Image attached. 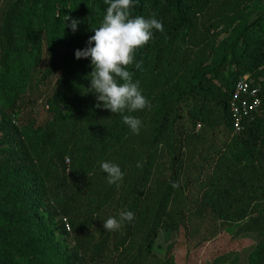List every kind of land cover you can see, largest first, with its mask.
I'll use <instances>...</instances> for the list:
<instances>
[{"label":"trees","instance_id":"trees-1","mask_svg":"<svg viewBox=\"0 0 264 264\" xmlns=\"http://www.w3.org/2000/svg\"><path fill=\"white\" fill-rule=\"evenodd\" d=\"M259 1L134 0L132 15L155 14L164 31L128 68L151 103L125 113L142 121L133 134L96 107L90 58L74 55L100 26L104 0H0V264H145L165 235L169 264L180 229L195 234L207 219L215 233L236 226L251 241L245 264H264V17L249 21ZM245 75L260 82L262 104L233 133L229 101ZM197 123L210 135L186 161ZM104 161L124 173L118 186ZM123 210L131 222L103 228Z\"/></svg>","mask_w":264,"mask_h":264},{"label":"clouds","instance_id":"clouds-1","mask_svg":"<svg viewBox=\"0 0 264 264\" xmlns=\"http://www.w3.org/2000/svg\"><path fill=\"white\" fill-rule=\"evenodd\" d=\"M108 5L100 26L92 29L94 34L89 37L84 49L74 53L77 60L90 58L93 70L89 89L96 97V107H103L111 113L120 114L122 121L133 134H139L142 121L127 113L150 109V101L142 94L139 80L133 79L129 66L140 68V62L135 60V52L143 47L153 37V31L163 32V24L154 18L133 16L134 0H104ZM70 17L66 15L65 20ZM79 21L71 19L67 25L73 32L77 30ZM107 174L109 185L119 184L124 173L119 165L104 161L100 164ZM137 167H142L140 163ZM173 188H179L177 182H172ZM119 219L109 217L103 221V228L108 231L119 230L125 221L131 222L134 213L123 210Z\"/></svg>","mask_w":264,"mask_h":264},{"label":"rangeland","instance_id":"rangeland-1","mask_svg":"<svg viewBox=\"0 0 264 264\" xmlns=\"http://www.w3.org/2000/svg\"><path fill=\"white\" fill-rule=\"evenodd\" d=\"M258 15L264 17V0H260L256 4L255 11L249 21H252ZM228 33H223L221 39L226 38ZM184 126L189 129L192 128V125L187 123L186 120L184 121ZM194 134L198 136V139L190 138L187 140L185 149L182 150L187 154L186 161L197 154L199 146L209 138L210 129L205 127L204 124L199 129H196L195 126ZM167 160L168 158L166 157L165 163H167ZM164 174L167 175L168 170H164ZM184 218L188 221L189 227H191L192 215L184 214ZM235 227H228L215 233L207 219L198 222L197 227L195 226V234H188L187 231L181 228L176 235L173 248L170 250L169 264H217L216 260L218 257L224 258L222 264H245V255L250 249L251 241L234 236ZM56 233L59 235L58 230ZM62 239L67 242L71 252H74L75 246L72 237L70 235H62ZM167 240V235L158 239L160 247H156L154 255L145 259V264H161L166 259L164 247Z\"/></svg>","mask_w":264,"mask_h":264},{"label":"built area","instance_id":"built-area-1","mask_svg":"<svg viewBox=\"0 0 264 264\" xmlns=\"http://www.w3.org/2000/svg\"><path fill=\"white\" fill-rule=\"evenodd\" d=\"M262 104L260 82L251 83L245 75L237 79L233 84L232 95L229 101L230 122L233 133H240L244 130V121L257 113ZM200 123L196 124V129ZM66 231H70L69 223L62 218Z\"/></svg>","mask_w":264,"mask_h":264},{"label":"water","instance_id":"water-1","mask_svg":"<svg viewBox=\"0 0 264 264\" xmlns=\"http://www.w3.org/2000/svg\"><path fill=\"white\" fill-rule=\"evenodd\" d=\"M66 112H67V109H65L64 113H66Z\"/></svg>","mask_w":264,"mask_h":264}]
</instances>
